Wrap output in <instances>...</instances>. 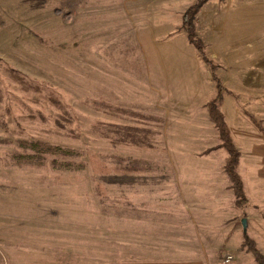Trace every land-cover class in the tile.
I'll list each match as a JSON object with an SVG mask.
<instances>
[{
	"label": "rangeland",
	"instance_id": "rangeland-1",
	"mask_svg": "<svg viewBox=\"0 0 264 264\" xmlns=\"http://www.w3.org/2000/svg\"><path fill=\"white\" fill-rule=\"evenodd\" d=\"M194 1L0 0V264L49 260L51 240L84 241L87 260L100 240L108 260L116 226L175 223V170L200 182L222 160L200 153L221 140L201 121L215 81L182 25ZM202 5L193 26L223 97L264 83V0ZM92 159L132 180L107 182Z\"/></svg>",
	"mask_w": 264,
	"mask_h": 264
},
{
	"label": "crops",
	"instance_id": "crops-1",
	"mask_svg": "<svg viewBox=\"0 0 264 264\" xmlns=\"http://www.w3.org/2000/svg\"><path fill=\"white\" fill-rule=\"evenodd\" d=\"M196 24L199 28L198 17ZM209 55L215 58L214 53ZM215 62L219 64L217 70L223 67ZM243 86L237 89V94L225 91L230 100L223 97L220 108L239 152L236 170L243 184L245 204L236 206L234 203L230 181L224 171L228 154L218 147L205 155L220 154L223 161L202 172L204 179L200 182L198 173L184 175L181 170H175V223H160L159 219L155 220L158 223H145L141 219L139 223L128 221L124 229L116 226V233L111 235L108 260L102 258L100 240L94 241L97 247H94V258L90 257L93 260H87L82 240L72 246L63 243L61 248L54 246L51 240L47 249L50 259L35 264H243L248 254V250L241 247L245 233L264 254V83H245ZM208 100H205L206 104ZM201 121L214 126L208 110L207 115L203 112ZM218 142L215 140L201 148L200 153L215 147ZM212 164L204 165L207 168ZM242 218L246 219V231L241 225ZM50 228L47 225L46 231ZM118 231L124 234L118 237ZM227 255L231 259L225 262ZM12 264H18L17 260Z\"/></svg>",
	"mask_w": 264,
	"mask_h": 264
},
{
	"label": "trees",
	"instance_id": "trees-1",
	"mask_svg": "<svg viewBox=\"0 0 264 264\" xmlns=\"http://www.w3.org/2000/svg\"><path fill=\"white\" fill-rule=\"evenodd\" d=\"M204 1L205 0H195L185 10L182 16V25L185 28V32L189 41L196 47L199 56L210 68L212 78L215 81V87H216L215 94L207 102L208 114L210 119L214 123V126L217 129L219 135V139L221 140V143L218 146L223 147L228 154L224 164V171L227 174L230 181V187L234 195V203L236 206H242L246 202V197H245L241 178L236 170L237 163L239 160V152L232 141L228 125L225 121L224 114L220 108L223 101V92L225 88L222 85L220 79L215 74L216 65L213 63L212 59L206 55L204 51L203 42L196 34L193 26V20L195 14L197 13L198 9L200 8V6L203 4ZM24 144L29 145L32 149H35V152H38L40 154L42 152L45 153L48 151H54L55 153L58 152L65 153V151H63V149L58 146L45 145L44 143H41L39 141H32ZM212 149H214V147L207 149L206 152ZM25 156H30V155H25ZM90 161L92 163L93 170L96 172H101L105 176L103 177V179L106 180L107 182H112V183L129 182L132 180V178L128 175V171H130L129 168H125V167L121 169L116 168L115 170L121 171L122 174L119 176L111 175L110 168L108 166H104L100 163L96 164V161H94L93 159ZM98 192L102 193V189L100 185H98ZM241 247L245 248L246 250L252 253L253 258L257 264H264V254L258 249L255 241L250 236H248L247 233L244 234Z\"/></svg>",
	"mask_w": 264,
	"mask_h": 264
},
{
	"label": "water",
	"instance_id": "water-1",
	"mask_svg": "<svg viewBox=\"0 0 264 264\" xmlns=\"http://www.w3.org/2000/svg\"><path fill=\"white\" fill-rule=\"evenodd\" d=\"M241 225H242L243 231H246L247 223H246V219L245 218L241 219Z\"/></svg>",
	"mask_w": 264,
	"mask_h": 264
},
{
	"label": "built area",
	"instance_id": "built-area-1",
	"mask_svg": "<svg viewBox=\"0 0 264 264\" xmlns=\"http://www.w3.org/2000/svg\"><path fill=\"white\" fill-rule=\"evenodd\" d=\"M231 259L230 255H227V257L225 258V262H228Z\"/></svg>",
	"mask_w": 264,
	"mask_h": 264
}]
</instances>
